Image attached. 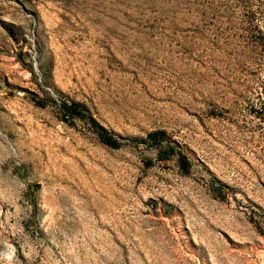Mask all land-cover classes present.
Masks as SVG:
<instances>
[{"label":"rangeland","instance_id":"obj_1","mask_svg":"<svg viewBox=\"0 0 264 264\" xmlns=\"http://www.w3.org/2000/svg\"><path fill=\"white\" fill-rule=\"evenodd\" d=\"M0 264H264V0H0Z\"/></svg>","mask_w":264,"mask_h":264}]
</instances>
